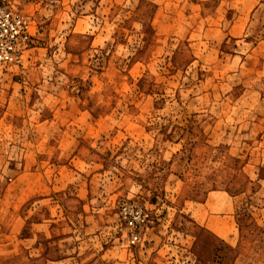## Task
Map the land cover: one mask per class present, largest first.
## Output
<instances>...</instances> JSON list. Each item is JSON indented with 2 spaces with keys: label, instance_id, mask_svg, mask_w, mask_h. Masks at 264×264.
Here are the masks:
<instances>
[{
  "label": "rangeland",
  "instance_id": "rangeland-1",
  "mask_svg": "<svg viewBox=\"0 0 264 264\" xmlns=\"http://www.w3.org/2000/svg\"><path fill=\"white\" fill-rule=\"evenodd\" d=\"M0 7V264H264V0Z\"/></svg>",
  "mask_w": 264,
  "mask_h": 264
},
{
  "label": "built area",
  "instance_id": "built-area-1",
  "mask_svg": "<svg viewBox=\"0 0 264 264\" xmlns=\"http://www.w3.org/2000/svg\"><path fill=\"white\" fill-rule=\"evenodd\" d=\"M31 41L28 18L0 7V66L19 62L21 55L30 48ZM119 212L129 241L136 243L140 231L152 221L149 211L137 202L127 200L120 204Z\"/></svg>",
  "mask_w": 264,
  "mask_h": 264
},
{
  "label": "bare ground",
  "instance_id": "bare-ground-1",
  "mask_svg": "<svg viewBox=\"0 0 264 264\" xmlns=\"http://www.w3.org/2000/svg\"><path fill=\"white\" fill-rule=\"evenodd\" d=\"M27 17V16H26ZM28 18V17H27ZM22 56V55H21ZM21 58V57H20Z\"/></svg>",
  "mask_w": 264,
  "mask_h": 264
}]
</instances>
